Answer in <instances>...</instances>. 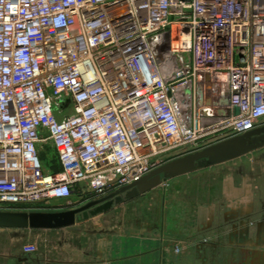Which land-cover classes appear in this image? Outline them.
I'll use <instances>...</instances> for the list:
<instances>
[{"label":"built area","instance_id":"2783aa9c","mask_svg":"<svg viewBox=\"0 0 264 264\" xmlns=\"http://www.w3.org/2000/svg\"><path fill=\"white\" fill-rule=\"evenodd\" d=\"M263 121L264 0H0V211L100 199Z\"/></svg>","mask_w":264,"mask_h":264},{"label":"crops","instance_id":"0c3cea01","mask_svg":"<svg viewBox=\"0 0 264 264\" xmlns=\"http://www.w3.org/2000/svg\"><path fill=\"white\" fill-rule=\"evenodd\" d=\"M249 155L114 206L88 220L92 231L0 229V264H264V159ZM126 204L128 217L117 216Z\"/></svg>","mask_w":264,"mask_h":264},{"label":"water","instance_id":"95a60500","mask_svg":"<svg viewBox=\"0 0 264 264\" xmlns=\"http://www.w3.org/2000/svg\"><path fill=\"white\" fill-rule=\"evenodd\" d=\"M188 2L189 0H182ZM238 114V109H234ZM264 148V126L243 135L230 137L210 144L198 151L171 160L128 186L120 188L106 197L89 201L83 206L59 212L0 211V229L55 230L71 227L78 216L87 218L108 210L114 201L120 203L143 195L163 182L195 172L199 168H210L227 163Z\"/></svg>","mask_w":264,"mask_h":264},{"label":"rangeland","instance_id":"374dc122","mask_svg":"<svg viewBox=\"0 0 264 264\" xmlns=\"http://www.w3.org/2000/svg\"><path fill=\"white\" fill-rule=\"evenodd\" d=\"M262 125L261 126H264V121L261 123ZM220 138V137H219ZM216 140V139H214ZM214 140H211V141H203L202 143H200L199 145H197V147H194V148H188V147H184V148H179V149H175L171 152H169L166 157H165V160L166 162H169L171 160H174L176 158H179V157H182V156H185L187 154H190L192 152H195V151H198L210 144H213ZM219 140V139H218ZM219 142V141H217ZM38 154H39V157H40V160H41V165H42V170H43V173H56L58 172L59 170V163H58V160H57V156H56V153H55V150L54 148L48 143V144H45V145H39L38 147ZM249 157H251V159H259V160H263L264 159V149H259L255 152H252ZM264 161V160H263ZM261 161V162H263ZM254 163V162H253ZM255 165V164H254ZM257 166H255L256 168ZM203 180H206V177L203 179ZM173 181V180H172ZM165 182H163L161 185H163ZM170 184H173V185H176V182H170ZM160 185V186H161ZM111 193L113 192H110L108 193L107 195H105L104 197L110 195ZM122 197V201L120 203H115L114 201L112 202V204L110 205V208H108V210H104V211H100L98 214L96 215H89V211H92L93 208H91L88 212H87V218L84 219L83 215H79L78 216V222H85L86 224V228L90 229L92 231V229L94 228H91V227H95V226H92V225H95L93 222H89L88 223V220L90 218L93 219V217H97L99 216L100 214L104 213V212H108L109 210L111 211L114 206H118L119 204H124V203H133L132 201H134V199H129V200H126L124 198V196H121ZM80 198L78 197H73L72 200L66 202V201H55V200H51L49 201L48 203L44 204V205H41V206H38L37 207V210L38 211H42V212H59V211H65L67 209H70V208H77V207H80V206H83L85 205L86 203H88L89 201H92V200H95V199H81L79 200ZM79 200V201H77ZM85 200V201H84ZM142 201V200H140ZM74 202H76L74 204ZM78 202V203H77ZM73 204V205H72ZM131 204H126V206L123 208V206L121 208H116V213H117V216L119 214V211H121V216H125V217H128V214L129 212H131L132 209H130ZM105 223L103 221L104 224H107V223H111L112 221V214H110V216H106L105 218ZM96 221V220H95ZM108 221V222H107ZM36 250H37V247H36Z\"/></svg>","mask_w":264,"mask_h":264},{"label":"trees","instance_id":"16d2710c","mask_svg":"<svg viewBox=\"0 0 264 264\" xmlns=\"http://www.w3.org/2000/svg\"><path fill=\"white\" fill-rule=\"evenodd\" d=\"M59 170H60V167H59ZM59 170H58V171H59ZM56 173H57V172H56Z\"/></svg>","mask_w":264,"mask_h":264},{"label":"flooded vegetation","instance_id":"af4514ba","mask_svg":"<svg viewBox=\"0 0 264 264\" xmlns=\"http://www.w3.org/2000/svg\"><path fill=\"white\" fill-rule=\"evenodd\" d=\"M260 127H262V126H260Z\"/></svg>","mask_w":264,"mask_h":264}]
</instances>
